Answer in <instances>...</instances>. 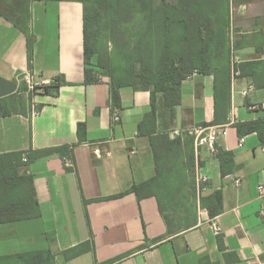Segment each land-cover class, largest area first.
I'll list each match as a JSON object with an SVG mask.
<instances>
[{
    "label": "crops",
    "instance_id": "crops-1",
    "mask_svg": "<svg viewBox=\"0 0 264 264\" xmlns=\"http://www.w3.org/2000/svg\"><path fill=\"white\" fill-rule=\"evenodd\" d=\"M228 7L233 48L226 34L225 45L212 48V73L183 82L173 120L158 102L156 122L144 121L152 111L149 91L121 89L116 108L108 77L86 83L83 4L32 3L31 61L25 35L0 16V155L28 159L54 148L67 154L41 156L22 169L34 177L41 218L0 224V264H201L205 257L211 264H264V147L256 133L241 137L236 128L264 119V0H230ZM234 61L240 74L232 73L224 106V72ZM27 74L35 85L62 84L57 94H33ZM32 103L41 109L35 118ZM198 127L227 129L215 148L234 153V173L222 177L209 146L196 153L186 132ZM166 132L182 139L179 148L155 185L159 197L139 200L130 190L158 176L152 138ZM193 152L195 171L188 165ZM198 174L209 179L204 196L222 192L216 217L201 206Z\"/></svg>",
    "mask_w": 264,
    "mask_h": 264
},
{
    "label": "trees",
    "instance_id": "trees-1",
    "mask_svg": "<svg viewBox=\"0 0 264 264\" xmlns=\"http://www.w3.org/2000/svg\"><path fill=\"white\" fill-rule=\"evenodd\" d=\"M230 0H0V16L19 29L26 37L28 56L33 58L35 37L32 32L34 2H78L84 7V63L86 83H98L108 77L111 85L112 103L121 107L120 90L126 87L142 89L151 93L152 111L144 120L156 122L159 105L171 120L176 116V107L181 104V88L194 73L210 74V59L213 46L225 45L230 26ZM228 37V36H227ZM226 37V38H227ZM102 41V42H99ZM109 44L112 45L111 51ZM123 55V59H122ZM97 57V62L94 59ZM140 63V66L138 65ZM97 66L101 72H96ZM237 70L231 62L228 81L222 86L220 101L230 106L231 75ZM62 81L58 78L44 92L58 93ZM219 96L216 93V105ZM161 115V114H160ZM241 137L256 133L264 147V119L236 124ZM153 131V130H152ZM156 133V130L154 129ZM78 137L86 140V125L80 124ZM191 138V137H189ZM194 137L192 138V140ZM181 138L171 140L169 132L152 138L158 176L130 190L139 200L159 197L156 183L161 173L171 164V151L176 153ZM157 146L161 149L158 151ZM61 148L38 151L35 157L23 161L24 153L0 155V224L17 223L41 218L34 177L22 169L41 156L60 153ZM165 150V152H163ZM216 156L221 163L222 177L234 173L238 167L233 152L216 147ZM189 168L195 171L196 155L188 157ZM195 173V172H193ZM106 198L114 199L124 196ZM201 206L210 217L223 211V195L217 191L204 196L198 191ZM219 250L226 260L229 255L221 239ZM201 264H211L208 257Z\"/></svg>",
    "mask_w": 264,
    "mask_h": 264
},
{
    "label": "built area",
    "instance_id": "built-area-1",
    "mask_svg": "<svg viewBox=\"0 0 264 264\" xmlns=\"http://www.w3.org/2000/svg\"><path fill=\"white\" fill-rule=\"evenodd\" d=\"M235 33L234 27L232 25V23H230V26L227 30V36L229 39V43L230 46L233 48V44H234V40H233V35ZM236 61L233 62V66H236ZM234 76H238L240 74V72L238 70L234 71ZM26 76V82L28 83L29 87H30V92L31 93H36L37 91H41L44 90V87L47 86L46 84H41V85H35L33 83V81L31 80V76L29 74L25 75ZM252 88V87H251ZM249 91H245L244 94L248 95ZM41 113V109L38 106V104L36 103H32L31 106V116L32 118H35L36 116H39ZM114 120L118 121L119 117L117 114L114 115ZM174 133H177L178 135H180V133L178 131H175ZM189 135L194 137V145H195V151L196 153L199 152V150L203 147V146H209L211 149H213L214 151H216L215 145L218 141V139L220 138L221 135H226L227 134V129L226 128H204V127H198V128H193L191 130H189L188 132ZM23 161H27V156H23ZM72 167H74V163L71 162ZM196 182H197V188L199 192L205 193V191L208 190V182L209 179L208 177L204 176V175H197L196 176ZM237 185H240V181L237 180L236 181ZM260 191L263 194L264 193V187L261 186L260 187ZM212 229H213V233L215 236H219L221 234V228L213 223L212 224Z\"/></svg>",
    "mask_w": 264,
    "mask_h": 264
},
{
    "label": "rangeland",
    "instance_id": "rangeland-1",
    "mask_svg": "<svg viewBox=\"0 0 264 264\" xmlns=\"http://www.w3.org/2000/svg\"><path fill=\"white\" fill-rule=\"evenodd\" d=\"M52 35H53V31L50 32V36L49 37H51ZM99 42H102V41H99ZM111 49H112V45L109 44V50L111 51ZM122 59H123V55H122ZM94 62H97V57L94 59ZM138 65L140 66V63H138ZM92 67L95 68L96 72H98V73L101 72L102 73V70H100L97 66H92ZM80 263H82V261Z\"/></svg>",
    "mask_w": 264,
    "mask_h": 264
}]
</instances>
